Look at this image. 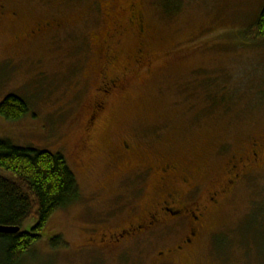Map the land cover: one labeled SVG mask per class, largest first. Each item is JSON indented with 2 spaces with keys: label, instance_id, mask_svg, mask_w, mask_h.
I'll return each instance as SVG.
<instances>
[{
  "label": "rangeland",
  "instance_id": "obj_1",
  "mask_svg": "<svg viewBox=\"0 0 264 264\" xmlns=\"http://www.w3.org/2000/svg\"><path fill=\"white\" fill-rule=\"evenodd\" d=\"M263 4L0 0V103L15 94L29 105L19 121L0 117V140L61 154L80 195L21 264H264V165L245 163L237 181L228 174L232 159L248 161L254 142L264 144V45L253 33ZM130 6L143 35L122 12ZM107 52L115 59L103 79ZM115 78L125 89L84 137L90 108ZM168 195L201 213L197 238L181 252L158 256L184 240L186 222L112 251L92 244L144 221Z\"/></svg>",
  "mask_w": 264,
  "mask_h": 264
},
{
  "label": "trees",
  "instance_id": "obj_2",
  "mask_svg": "<svg viewBox=\"0 0 264 264\" xmlns=\"http://www.w3.org/2000/svg\"><path fill=\"white\" fill-rule=\"evenodd\" d=\"M253 33L256 43L264 45V4ZM28 113L29 105L19 95L9 94L0 103V117L8 122ZM79 197L75 177L61 154L0 140V226L20 229L15 234H0V264H21L40 241L51 217ZM33 218L36 223L22 232L25 222ZM56 242L55 238L51 245Z\"/></svg>",
  "mask_w": 264,
  "mask_h": 264
},
{
  "label": "flooded vegetation",
  "instance_id": "obj_3",
  "mask_svg": "<svg viewBox=\"0 0 264 264\" xmlns=\"http://www.w3.org/2000/svg\"><path fill=\"white\" fill-rule=\"evenodd\" d=\"M128 14L129 16V23L135 24L136 27L139 29V34L143 35L144 30L142 29L143 26L141 25V19L134 17L132 15V6L129 7L128 11H122ZM126 16V15H125ZM48 27V25H45ZM123 28L118 25L115 27V34L119 35L120 30ZM117 35V36H118ZM116 37V35H115ZM113 36L108 38L107 41H105L104 44H107L108 41H113ZM107 52L103 59L100 62V67L102 68L100 71V76L105 79L106 71L105 68H108L111 61L113 62L115 59L114 53L111 55ZM138 57L136 59L137 64L142 62L141 59L143 57L142 52H139ZM125 77V76H124ZM108 79V78H107ZM125 80L124 78H115L107 81V83H104L106 89L101 90L103 92V96L101 97V101L97 103V106L91 107V115L89 118L84 122L83 128H82V134L84 137L89 136L92 129L95 125L98 123V119L96 118L100 116L107 104V100H109L112 96L117 95L122 90L125 89L121 87L120 82ZM264 135H261L262 137ZM254 146H252V158L248 159V161H242L240 159H232V163L229 165V175H233L234 180H240V177L242 175V169L245 168V163H252V164H262L264 165V144L263 143H256L254 142ZM118 151H120L122 154L126 155L129 154L132 151V147L127 144V142H122L120 147L118 148ZM116 157L122 158L123 156H119L117 154V151L115 150ZM114 164V163H113ZM243 164V165H242ZM170 169V172H173L170 166H167L164 170V173H166ZM174 170V169H173ZM175 171V170H174ZM231 187V184L228 185V188ZM226 189L221 188L220 190L214 192L210 199H208V203L211 205L216 204V200L219 195L224 193ZM182 204L179 203L177 200H174L173 195H168L164 198L162 203H158L155 207V211L150 214L147 219L144 221H141L140 223L132 225V223L127 226L126 228L120 229L119 232L115 233H109L108 235H100V238L98 241H91L92 244H100L103 245L108 250H116L117 248L124 246L125 243H129V241H132V238H139L140 236L148 238V236L152 233H154L156 230H158L160 227L167 223H173L175 225H184L186 222V235L184 236V240L180 242L179 245L174 247L173 249H167L164 253L161 252L158 254L160 258H164L165 256H171L172 253H179L184 249V247L190 246L192 241H194L197 236L196 228L198 225L199 218L201 217V213L199 208H195L197 213H194L192 209H189L187 206H181ZM197 222V225L195 223ZM198 229V228H197ZM145 238V239H146Z\"/></svg>",
  "mask_w": 264,
  "mask_h": 264
},
{
  "label": "water",
  "instance_id": "obj_4",
  "mask_svg": "<svg viewBox=\"0 0 264 264\" xmlns=\"http://www.w3.org/2000/svg\"><path fill=\"white\" fill-rule=\"evenodd\" d=\"M20 231L19 228H12V227H3L0 226V234L6 235V234H15Z\"/></svg>",
  "mask_w": 264,
  "mask_h": 264
}]
</instances>
